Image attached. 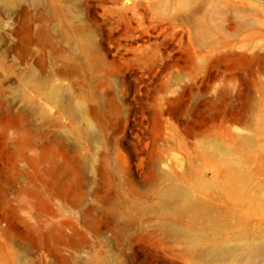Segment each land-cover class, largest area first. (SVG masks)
Here are the masks:
<instances>
[{"label": "rangeland", "instance_id": "1", "mask_svg": "<svg viewBox=\"0 0 264 264\" xmlns=\"http://www.w3.org/2000/svg\"><path fill=\"white\" fill-rule=\"evenodd\" d=\"M263 237L264 0H0V264H264Z\"/></svg>", "mask_w": 264, "mask_h": 264}, {"label": "bare ground", "instance_id": "2", "mask_svg": "<svg viewBox=\"0 0 264 264\" xmlns=\"http://www.w3.org/2000/svg\"><path fill=\"white\" fill-rule=\"evenodd\" d=\"M176 194L181 196L184 199V204H185L184 207L186 210H195L193 201L191 200L189 194L186 191L178 190L176 191ZM249 249L253 252H256V253H249L250 256L252 255L255 258H261L264 261V240L263 239L257 243L249 245ZM235 254L236 253H217L216 256L223 257L225 255H235Z\"/></svg>", "mask_w": 264, "mask_h": 264}]
</instances>
